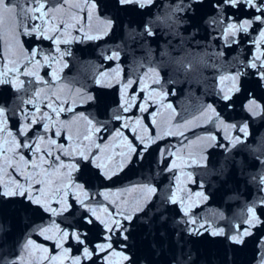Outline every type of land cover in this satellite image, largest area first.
Returning <instances> with one entry per match:
<instances>
[{
	"label": "snow or ice",
	"instance_id": "6c2138e0",
	"mask_svg": "<svg viewBox=\"0 0 264 264\" xmlns=\"http://www.w3.org/2000/svg\"><path fill=\"white\" fill-rule=\"evenodd\" d=\"M153 0H116V4L120 7L127 8L128 6H136L139 8H144L148 5H151ZM68 4V0H62L58 8L55 10H59L60 8L65 7ZM85 7L88 8L89 13L94 12L98 8V4L96 0H84ZM35 8L25 9V13H41L40 16H32L33 19H41L45 16H48L50 12L54 9L49 8L47 11H42L45 9L46 5L44 3H40L39 0H36ZM231 8L236 10L241 9H250L255 13H259L257 15H252L250 19H242L240 21H233L232 23L227 24L225 35L228 37H235L238 32H247L248 28L254 23L259 22L264 24V0H218V3L213 5L216 9H225ZM79 7V5H76ZM182 10V9H180ZM91 16H89V19ZM55 19V17H52ZM231 19V18H230ZM106 25L108 27L111 26L112 21L106 20ZM19 25L16 20L15 6L12 4L11 0H0V40L3 39V36L8 32H11L12 35H15L16 30ZM25 34L31 35L32 33H37L40 38H46L48 40L55 39L57 43H59L58 36H45L44 32L40 30L39 25H34L32 30L29 31L27 28L24 29ZM54 32L58 31V29L54 28ZM145 33L149 36L154 35L148 28H145ZM261 37L264 38V31L260 33ZM86 39H99V36H86ZM69 41H65L68 43ZM59 51V49H57ZM39 50L33 49L32 53L29 57L30 60H34L36 55H38ZM264 53H259L255 55L246 65L248 69L255 70L254 75L259 78L260 81H264ZM118 54H113L109 56L108 59H118ZM45 62H47L48 57H44ZM36 64H39V60H35ZM10 71H17V69L13 68ZM27 75L35 76L36 73H25ZM244 75L243 73H237L234 76L227 77L232 87L229 89L230 93H240L241 88L239 87V79L240 76ZM7 76V72L0 74V84L13 83V81H9L3 77ZM39 95V93H36ZM58 99V98H57ZM88 100H94V97L88 96ZM135 99V97H132ZM222 101L224 102V106L226 108H231L234 101L233 96L224 93L221 96ZM28 103L34 104V100H29ZM48 108L55 113L56 116H59L60 111L63 109H57L53 107V103H49L47 105ZM130 104L127 99L123 100L120 104V108L122 111L127 112L129 110ZM246 109L251 112L254 116L260 115L261 106L258 104L256 99L249 94V98L245 105ZM211 109V106H209ZM144 109H141L143 111ZM71 111V109H69ZM211 111L215 112V109H211ZM36 112L39 113V107L36 108ZM7 107L0 105V134H4L5 136H12L13 134L7 130ZM103 115V113H101ZM31 115V114H30ZM217 118H219V113H216ZM116 120H122L123 117L117 115L113 117ZM28 119V117H25ZM45 119L51 120L52 117L47 113H44L39 116L40 121H44ZM37 117L32 116V118L28 121L27 124L21 127L20 135L26 137L27 131L31 125L36 124ZM89 125V134L84 135L82 140L78 141V143H84L91 140V136L93 133H99L103 127L102 122L97 121L93 122L92 120L87 121ZM138 123V121H137ZM99 125V126H98ZM49 124L44 123L43 128L45 130V134L49 130ZM123 127H130L129 124L125 123ZM230 127L235 128L236 125H230ZM135 131V129H132ZM239 131L247 136V124H244L239 127ZM56 136H60L61 133L59 130L55 132ZM118 135H120L118 133ZM43 141L42 136H38L36 142L29 143L27 140L21 144L18 140H7L4 139L0 142V197L5 199L13 198V197H21L24 200L30 202L33 205L38 206V208L43 209L45 212H49L54 216L62 215L63 213L71 214L75 211L74 205L78 206L83 210L79 219L76 221V224L70 225V231L68 229H60L57 225L58 235L61 240L71 239L75 241L78 245H80V256H77L72 259L71 264H80L81 259L89 260L93 256V251L89 248V237L88 234L93 231H97L101 236V241L99 243H95L92 247L95 249L97 253H104L103 259L105 260V264H110L107 257L109 256H118L120 259L125 262V264H133V256L127 251L128 242H129V234H130V225L134 218V216L138 212H143L144 207H141L137 204L135 207L127 208L121 207L117 205L116 209L109 211L107 207L102 209H97L90 206L86 201L88 200L87 193L84 192V185L78 184L71 178V173L73 171L79 172L80 167L78 163L65 164L64 161L61 160L60 155H56L52 146H55L59 149L60 153L63 155H72L73 153H69L64 145H57L55 140H51L50 143L43 148L41 147V142ZM240 137H237L233 144L241 143ZM140 143L142 145L141 153L146 152L148 150V145L144 143V139L141 138ZM27 149L31 157H35V159L26 158L24 155L20 153V149ZM95 148L98 150L97 153L93 154L88 147H85L84 150H75V155L79 157L80 163L84 164L85 172H87L88 166L90 164H94L96 168L101 169L104 165L100 163H96L99 159V151L101 150V146L99 144L95 145ZM130 152H135V148L129 149ZM39 161V162H37ZM23 166V169L21 168ZM178 167L175 163L172 164L168 171H172L173 168ZM13 173L16 176L20 177L17 179L16 176H13ZM115 173H112L114 175ZM104 175L107 179H111V175L108 172H104ZM23 181V182H22ZM76 190H79L84 194V199H81L76 195ZM141 192V198L145 200V206L147 203V198L152 194H155L157 189L151 186H144L139 190ZM71 194L74 198L70 203L67 200V197ZM107 193L104 194L105 199H107ZM198 196H203V193H197ZM206 199V197H205ZM51 201H55L57 204L56 208L51 207ZM168 203L180 205L182 208L183 215L187 217L183 221L184 224L188 225L187 231L189 234L194 236H202L204 233H209L211 236H223L225 232L223 229L211 230L209 227H206L204 223L197 224V220L190 216L189 208L184 206L183 199L177 194L173 193L168 197ZM113 204H117V201L113 200ZM261 204H264V200L260 201ZM99 212L103 213V216L98 214ZM249 218L246 223L249 225L248 228H245L243 231L237 232L235 235L228 236V239L233 244H243L244 237L250 236L251 228L256 227L260 224H264V220L257 215L256 207H250L248 210ZM49 231L48 228H40V234L44 235L45 232ZM117 238V243L119 246V251L113 246V238ZM51 238V237H46ZM119 241H123L124 243H119ZM35 242L31 239L24 242L22 248L28 252L35 248ZM58 248H62L61 243H57ZM37 251L43 253L46 252L47 249L37 248ZM67 251V250H65ZM56 259L55 256H45L40 255L37 258V264H43V261H49L51 264L52 261ZM0 264H25L24 257L21 255H16L14 258L9 259L6 255L0 256ZM261 264H264V255L261 256Z\"/></svg>",
	"mask_w": 264,
	"mask_h": 264
}]
</instances>
